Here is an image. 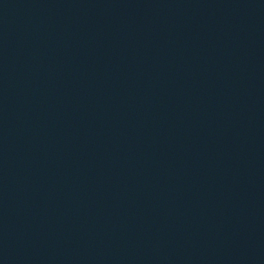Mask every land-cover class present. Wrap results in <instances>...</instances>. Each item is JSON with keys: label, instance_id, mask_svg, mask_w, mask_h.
I'll use <instances>...</instances> for the list:
<instances>
[{"label": "water", "instance_id": "95a60500", "mask_svg": "<svg viewBox=\"0 0 264 264\" xmlns=\"http://www.w3.org/2000/svg\"><path fill=\"white\" fill-rule=\"evenodd\" d=\"M0 264H264V0H0Z\"/></svg>", "mask_w": 264, "mask_h": 264}]
</instances>
